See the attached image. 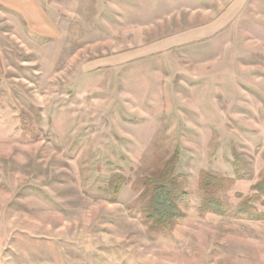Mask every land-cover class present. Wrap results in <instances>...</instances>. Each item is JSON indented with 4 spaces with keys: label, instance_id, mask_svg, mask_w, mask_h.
<instances>
[{
    "label": "rangeland",
    "instance_id": "374dc122",
    "mask_svg": "<svg viewBox=\"0 0 264 264\" xmlns=\"http://www.w3.org/2000/svg\"><path fill=\"white\" fill-rule=\"evenodd\" d=\"M176 150L155 232L137 182ZM262 179L264 0H0V264H264Z\"/></svg>",
    "mask_w": 264,
    "mask_h": 264
},
{
    "label": "trees",
    "instance_id": "16d2710c",
    "mask_svg": "<svg viewBox=\"0 0 264 264\" xmlns=\"http://www.w3.org/2000/svg\"><path fill=\"white\" fill-rule=\"evenodd\" d=\"M179 160L180 151L176 150L162 166L157 167L137 182L141 187L138 206L152 231L167 233L185 218L181 205L188 202L190 195L184 187L182 177L177 175ZM227 182L210 173L202 174L200 212L222 216L227 214V207L217 197V194L228 188ZM126 183L127 179L121 175L110 179L108 191L113 201ZM254 190L259 198H264V179L254 186ZM261 204L264 207V201ZM238 213L255 221L264 218V213L258 212L254 207H248L247 204L241 205Z\"/></svg>",
    "mask_w": 264,
    "mask_h": 264
}]
</instances>
